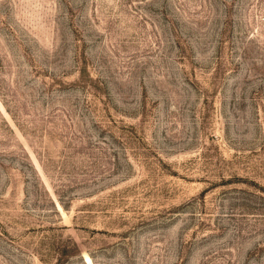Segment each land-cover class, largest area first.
<instances>
[{
  "label": "rangeland",
  "instance_id": "1",
  "mask_svg": "<svg viewBox=\"0 0 264 264\" xmlns=\"http://www.w3.org/2000/svg\"><path fill=\"white\" fill-rule=\"evenodd\" d=\"M0 264H264V0H0Z\"/></svg>",
  "mask_w": 264,
  "mask_h": 264
}]
</instances>
